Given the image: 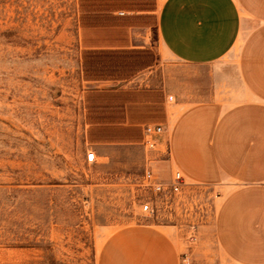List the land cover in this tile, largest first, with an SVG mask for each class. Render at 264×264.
Listing matches in <instances>:
<instances>
[{
  "label": "rangeland",
  "instance_id": "obj_1",
  "mask_svg": "<svg viewBox=\"0 0 264 264\" xmlns=\"http://www.w3.org/2000/svg\"><path fill=\"white\" fill-rule=\"evenodd\" d=\"M164 2L0 0V264H103L107 239L139 224L167 230L189 264H234L217 246L215 222L235 181L186 176L174 192L166 138L147 149L134 126L129 142L98 152L93 139L106 134L88 126L105 119L106 89L123 83L137 89L111 101L121 107L138 94L152 103L135 113L162 118L203 100L252 98L238 70L241 42L202 66L166 51ZM149 172L165 191L147 186Z\"/></svg>",
  "mask_w": 264,
  "mask_h": 264
},
{
  "label": "crops",
  "instance_id": "obj_2",
  "mask_svg": "<svg viewBox=\"0 0 264 264\" xmlns=\"http://www.w3.org/2000/svg\"><path fill=\"white\" fill-rule=\"evenodd\" d=\"M158 28L166 51L195 66L221 61L241 42L238 70L252 98L230 106L203 100L171 119L168 112L163 118L136 114L137 105L152 103L137 99L138 94L121 107L111 101V96L134 92L130 83L107 88L105 119L88 125L92 134H106L93 139L95 149L129 142L132 127L140 125L144 144L143 126L164 124L159 141L166 138L173 168L199 184L236 182L216 216L221 253L234 264H264V0H165ZM181 256L179 241L167 230L139 224L113 233L102 261L180 264Z\"/></svg>",
  "mask_w": 264,
  "mask_h": 264
},
{
  "label": "built area",
  "instance_id": "obj_3",
  "mask_svg": "<svg viewBox=\"0 0 264 264\" xmlns=\"http://www.w3.org/2000/svg\"><path fill=\"white\" fill-rule=\"evenodd\" d=\"M174 96L170 95L169 100H173ZM144 131V145L147 149H154L159 144V138L163 135L165 131V125L162 123H149L145 124L143 127ZM97 159V154L95 151H88L86 154V160L89 163L95 162ZM145 182L148 187H150L154 192L160 193L165 191L163 184L158 181L151 172L147 173ZM186 178L180 170H176L173 175V180L171 184L172 191H180L183 184H185ZM144 209L148 212L153 213L154 209L149 203L145 204ZM196 236L192 235L191 241H194ZM182 257V256H181ZM180 264H189L186 258H181Z\"/></svg>",
  "mask_w": 264,
  "mask_h": 264
}]
</instances>
